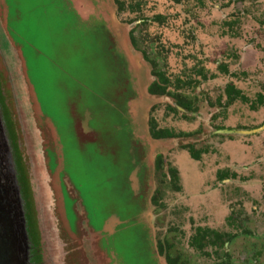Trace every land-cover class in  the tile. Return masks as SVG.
<instances>
[{"label": "flooded vegetation", "instance_id": "af4514ba", "mask_svg": "<svg viewBox=\"0 0 264 264\" xmlns=\"http://www.w3.org/2000/svg\"><path fill=\"white\" fill-rule=\"evenodd\" d=\"M70 2L121 72L127 100L110 107L123 111L112 127L122 140L116 151L126 152L127 200L103 214L62 173L78 217L72 237L63 234L66 264H264V232L250 222L259 210L264 217L250 190L260 185L252 169L264 163L251 161L264 145V0ZM0 104L6 118L12 109L1 80ZM94 112L85 106L78 122L86 138L101 133ZM174 197L196 200L206 221L187 214L188 233L177 220L188 204L177 207ZM215 214L222 224L212 225ZM237 246L247 258L235 256Z\"/></svg>", "mask_w": 264, "mask_h": 264}, {"label": "rangeland", "instance_id": "374dc122", "mask_svg": "<svg viewBox=\"0 0 264 264\" xmlns=\"http://www.w3.org/2000/svg\"><path fill=\"white\" fill-rule=\"evenodd\" d=\"M0 9L8 35L23 60L38 126L41 131L48 130L47 137H52V142L56 143L49 154L53 162L57 159L52 168L51 186L56 199V214L61 230L63 228L62 239L63 234L69 239L72 232H76L78 217L75 204L63 185L62 173L70 177L79 191L85 190L87 198L84 200L103 214L122 208L127 200L123 191L125 186L121 184L124 179L121 164L126 152L122 148L121 152L116 151V142L122 140L112 127L116 118L122 119L119 116L123 111L116 109L114 112L110 107L111 102L116 107L125 106L127 100L124 84L120 82L121 72L103 46L99 30L91 29L88 19L82 22V19L74 17L76 13L70 0H0ZM251 66L254 70L255 66ZM261 74L264 75V71ZM251 90H254L252 86ZM85 106L96 112L93 124L96 116L101 119L98 123L101 133L94 138H86L80 131L78 122ZM249 141L238 142L246 144ZM86 143L89 145L84 146ZM101 146L107 147L106 150ZM62 147L67 151L62 153ZM255 147L258 151L254 152L251 161L264 157V145L261 149L257 144ZM112 149L116 156L114 159L108 155L112 154ZM237 161L238 166L247 164ZM254 172L260 185L253 183L255 185L250 190L254 200L264 206V163L254 167ZM239 175L247 178V172ZM106 178L110 180L107 183ZM181 198L174 197V204L178 207L187 203L188 208L180 206L182 214L177 220L189 233L192 225L187 222V214L201 218L203 213L206 221L207 212L196 200L182 202ZM221 215H212L210 221L213 226L222 224V219L220 224L216 223ZM250 222L259 234L264 232L262 210L253 214ZM253 243L260 246L259 241L254 240ZM235 256L247 258L246 249L237 246ZM128 259L132 260L131 254H128Z\"/></svg>", "mask_w": 264, "mask_h": 264}, {"label": "water", "instance_id": "95a60500", "mask_svg": "<svg viewBox=\"0 0 264 264\" xmlns=\"http://www.w3.org/2000/svg\"><path fill=\"white\" fill-rule=\"evenodd\" d=\"M0 62L5 70L18 125L17 148L27 167L29 189L39 237L36 245L31 212L17 166L14 142L0 104V264H66L65 243L56 214L52 176L44 138L38 126L23 60L0 14Z\"/></svg>", "mask_w": 264, "mask_h": 264}, {"label": "trees", "instance_id": "16d2710c", "mask_svg": "<svg viewBox=\"0 0 264 264\" xmlns=\"http://www.w3.org/2000/svg\"><path fill=\"white\" fill-rule=\"evenodd\" d=\"M1 10V9H0ZM1 16L3 18V15L1 13ZM0 80L3 81L5 87H6V91L8 93V96L10 98V104H11V112L7 111L5 114H6V121H7V124H8V127H9V130H10V135L12 137V140L14 142V145H15V149H16V155H17V166H18V170H19V173H20V176H21V181L23 183V186H24V191L26 193V198H27V202H28V208L31 212V215L29 217L30 219V226L33 230V236H34V241H35V244L38 245L39 244V237H38V234H37V231H36V226H35V214H34V208H33V205H32V199H31V194H30V189H29V182H28V176H27V167H26V164L25 162L23 161V158H22V154L21 152L18 151V148H17V140H18V133H17V130H18V125L16 122L13 121V117L14 116V106H13V101L11 99V94H10V88H9V85L7 83V77H6V73H5V70L4 68L2 67L1 65V62H0ZM3 101V99H2ZM45 153H46V158H47V165H48V169L50 171V174L53 176V170L52 168L54 167V162L53 160H51L49 154V148H47V146L45 145ZM39 256H37L35 258V261H39Z\"/></svg>", "mask_w": 264, "mask_h": 264}]
</instances>
